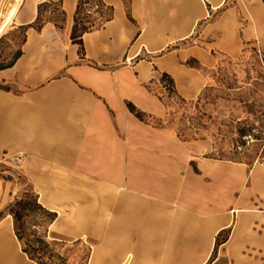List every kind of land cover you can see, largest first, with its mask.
I'll return each mask as SVG.
<instances>
[{"label":"crops","instance_id":"obj_1","mask_svg":"<svg viewBox=\"0 0 264 264\" xmlns=\"http://www.w3.org/2000/svg\"><path fill=\"white\" fill-rule=\"evenodd\" d=\"M207 1L216 8L224 0ZM102 2L111 15L100 28L84 32L81 51L71 39L79 0H20L11 23L24 26L22 53L0 67L1 154L20 153L29 177L85 176L120 188L118 214L121 203L124 209L131 205L134 231L116 239L133 241L130 264H208L218 232L250 203L264 207V163L206 155V141L182 139L160 122L167 115L163 74L176 76L184 97L199 91L198 69L189 74L179 59L191 55L202 63L208 55L198 47L187 54L174 51L208 13L205 0ZM52 3L61 24L46 19L37 29L40 7ZM252 7L254 29H264V8ZM4 197L0 180V264H39L23 251L12 214L1 212L9 205ZM174 207L183 210L182 223L199 226L197 231H135L136 225L168 223L158 216ZM250 237L230 235L213 264L222 257L229 264H252L254 253L264 255V238ZM122 249L118 244L119 254ZM125 259L120 264H128Z\"/></svg>","mask_w":264,"mask_h":264},{"label":"rangeland","instance_id":"obj_2","mask_svg":"<svg viewBox=\"0 0 264 264\" xmlns=\"http://www.w3.org/2000/svg\"><path fill=\"white\" fill-rule=\"evenodd\" d=\"M8 2L15 0L1 1L0 22ZM256 4L264 8V0H224L216 8L205 0V12L208 13L198 22L192 35L181 44L169 45L163 50L171 51L176 46L174 52L187 54L189 48L198 47L208 55L209 60L202 63L191 55L179 59L189 74L198 69L201 76L198 93L192 98L182 96L173 73H169L173 81L161 82V97L167 106V115L160 122L176 129L182 139L206 141L209 144L206 155L248 165L264 163V29H254L258 28L256 23L254 25L252 7ZM55 8L54 3L42 5L39 22L48 19L60 25L61 16ZM110 15V8L102 0H79L76 28L78 32L100 28ZM250 23L253 28H249ZM7 26L0 37V63L3 64L13 59L24 40V26L14 21ZM259 27L264 28V22ZM143 117L148 118V115ZM19 155L7 149L2 155L0 149V180L5 188L3 201L11 208L16 200L33 201L32 197L36 196L38 201L58 211L50 218L49 213L32 203L23 209L28 215L23 217L21 229H15L13 219L14 233L23 236V241L19 240L21 246L23 242L29 244L36 239L37 234L50 242L36 253L35 261L42 264H120L126 257L125 262L130 264L133 241L116 239L118 233L134 231L131 205L124 209L121 203L118 214L117 192L120 188L85 176L29 177L23 170V160H15ZM125 204L131 203L125 200ZM259 204L258 201L250 203L234 216L233 225L222 227L208 264L214 263L216 251L224 247L221 243L232 234L233 238L235 233L264 238V212H260L264 207ZM4 211L9 212L5 207L1 212ZM163 211L159 220L166 219L168 223L136 225L135 231H197L199 226L182 223L186 217L182 209L174 207L169 214V211ZM143 243L147 245L149 241ZM118 244L123 248L121 254L116 250ZM254 254L258 256L251 258L252 264L256 261L264 264V255ZM229 259L222 257L215 264H229Z\"/></svg>","mask_w":264,"mask_h":264},{"label":"trees","instance_id":"obj_3","mask_svg":"<svg viewBox=\"0 0 264 264\" xmlns=\"http://www.w3.org/2000/svg\"><path fill=\"white\" fill-rule=\"evenodd\" d=\"M78 9H79V3H78V8L76 10V13L74 15V25L72 27L71 39L73 42L79 43L80 49H81V51H83L82 35L84 34L85 31H87V29H83L80 32H78V30L76 28ZM39 21H40V16L36 20V24H35L37 29H40L41 25H42V23H40ZM21 53H22L21 49H18L17 52L15 53L13 59L7 64L0 63V67L12 65L15 62V60L21 55ZM165 80L173 81V78H171V76H169L168 74H163L162 81H165ZM137 115L142 117L143 114L141 112H137ZM32 200L33 201L27 200V198H21L19 200H16V202L12 204L11 208H10V204L8 205L9 207L7 206L9 212L13 216L14 225H15L16 230H19L22 228V225H23L22 219L24 216L28 215L25 212H23V209L31 206L32 203L35 205V207L42 208V210L44 212L49 213V215L51 216L50 218H54V216H55L54 212H51V211L45 209L42 206V204L37 200L36 196H33ZM16 206H18L19 209H15ZM51 220H53V219H51ZM16 235L20 241L21 240L23 241L22 235L18 234V232L16 233ZM26 244L27 243L23 242V246H22L23 251L26 252L31 259L36 260L35 259L36 253L39 254L41 252V250H43L44 248H46L47 245L50 244V242L48 240H45L43 235L37 234L36 239H34L33 241H30L29 244H27V245ZM38 258H39V255H38ZM37 262L39 264H42L39 261H37Z\"/></svg>","mask_w":264,"mask_h":264},{"label":"bare ground","instance_id":"obj_4","mask_svg":"<svg viewBox=\"0 0 264 264\" xmlns=\"http://www.w3.org/2000/svg\"><path fill=\"white\" fill-rule=\"evenodd\" d=\"M20 0H15V2H8L6 8L4 9V17L3 21L0 22V36L3 34L4 27L9 25L16 13L17 5L19 4ZM5 24V26L3 25Z\"/></svg>","mask_w":264,"mask_h":264},{"label":"built area","instance_id":"obj_5","mask_svg":"<svg viewBox=\"0 0 264 264\" xmlns=\"http://www.w3.org/2000/svg\"><path fill=\"white\" fill-rule=\"evenodd\" d=\"M15 160H21V155L16 156V157H15Z\"/></svg>","mask_w":264,"mask_h":264}]
</instances>
